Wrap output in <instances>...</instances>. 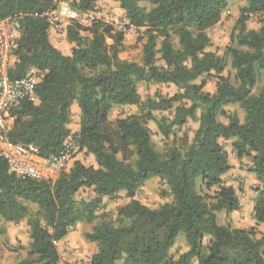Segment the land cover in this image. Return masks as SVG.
I'll return each mask as SVG.
<instances>
[{
	"label": "trees",
	"instance_id": "trees-1",
	"mask_svg": "<svg viewBox=\"0 0 264 264\" xmlns=\"http://www.w3.org/2000/svg\"><path fill=\"white\" fill-rule=\"evenodd\" d=\"M98 1L0 0V20L16 18L20 24L9 76L20 78L35 68L40 77L38 103L24 101L14 109L8 140L28 145L40 158L56 160L71 136V106L76 102L75 140L96 162V167H86L74 161L51 182L8 175L0 159V219L19 223L27 214L23 202L37 206L44 218V223L29 221L33 259L17 264H58L53 242L64 241L70 227L82 219L92 223L102 199L120 192L130 202L119 210L117 225L102 221L84 236L97 245L87 264H264V234L257 236L256 227L219 225L216 217L240 208L235 190L223 186L221 179L231 166L219 140H231L237 159L251 162L249 171L261 184L253 220L256 226L264 225V82L257 94L252 93L258 71L264 70V20L258 30L245 26L250 15L264 16V0H245L237 19V47L226 49L236 85L221 75L225 59L206 51V32L220 21L227 0H111L124 11L127 29H145L142 64L121 60L124 32L98 21L91 26L63 23L73 45L69 56L51 45L48 11L70 3L76 13L89 15ZM156 54L162 64L156 63ZM211 73L217 79L213 94L203 92L204 81L194 83ZM150 82L173 85L178 92L141 102L137 85ZM175 104L173 118L157 123L159 132L168 136L188 120H196L197 129L191 141L186 135L173 138L160 157L146 124L152 113L171 111ZM235 104L243 120L224 111ZM115 106H135L139 113L112 122L108 115ZM152 178H158L171 196L158 209L134 199ZM198 179L206 191L215 189L212 197L198 192ZM81 189H92L95 199L77 202ZM179 235L188 250L175 258L170 251Z\"/></svg>",
	"mask_w": 264,
	"mask_h": 264
},
{
	"label": "rangeland",
	"instance_id": "rangeland-1",
	"mask_svg": "<svg viewBox=\"0 0 264 264\" xmlns=\"http://www.w3.org/2000/svg\"><path fill=\"white\" fill-rule=\"evenodd\" d=\"M245 0H227V6L221 15L222 22L212 29L206 32L207 35L210 36V46L206 51L214 53L219 57H223L226 61V68L221 74L224 77H227L231 84L236 85V81L234 79L235 71L230 66V58L226 53V49L228 47H237V43L235 40L236 35L238 34V26L237 19L239 17V10L245 6ZM66 5L70 8V3H66ZM148 9L146 4H143ZM71 9V8H70ZM94 14L97 16V21L104 24L106 20H108L112 25L117 23L126 22V18L124 15V11L120 9L119 4L117 2H107L105 4L97 3L95 6ZM48 18L51 21L53 19L52 14L48 13ZM264 20V16L254 15L249 18V20L245 23V26L248 30H258ZM58 24V23H56ZM91 26V25H84ZM56 35H61V29H55ZM116 32H124V40H123V48L119 54V58L121 60H125L128 62H134L137 64H142V46L146 42V37L144 35L145 29H135L124 26L122 30H114ZM83 36H87V34H83ZM107 43H111L107 40ZM174 43H176V39H174ZM159 47V46H158ZM157 47V48H158ZM160 55L156 54V63L162 64L159 60ZM204 81L205 85L203 87V92L212 94L215 91V85L217 79L213 73L210 76L204 75L203 77L194 81L195 84H201ZM264 82V70L258 71V82L256 86L253 88L252 93L257 94L260 89L262 83ZM137 92L141 102L147 101L148 99H156L157 97L169 98L178 92L177 88L170 84H156V83H138ZM184 103H181L182 105ZM185 104L188 106L189 103ZM178 106L175 104L171 111L166 112H154L152 120H149L146 124L147 128L150 131L151 144L154 151L160 156L164 157L168 148L170 147L173 138L178 141L183 135L188 136L191 141L193 137L194 131L197 129V121L188 120L184 125L180 127H173L172 133L168 136L162 135L158 130L157 123L162 118H167L171 120L173 118L174 109ZM237 116L243 120V111L238 107L237 108ZM231 112V111H227ZM139 110L135 106H115L111 110L108 118L110 121H114L116 119L124 118L133 114H138ZM197 116H199V111L196 112ZM219 120H224L223 118H219ZM79 127V114L74 112L71 109V121L69 123L70 130V140H73L76 144V151L74 155L67 161L66 166L63 168V172H67L72 166L74 161H80L86 167H96V162L94 158L86 154L84 150L80 149L75 140V134L78 131ZM229 142L222 143L223 149L226 151L228 161L233 159V151L228 149ZM247 165L246 167L251 168V162L245 158ZM261 188V184L259 182H254L250 187L253 196H257L258 190ZM196 189L202 195L212 197L215 189H211L206 191L200 180H196ZM243 197V196H241ZM95 199V195L92 192V189H81L76 195L75 200L77 202L81 201H92ZM134 199L139 201L140 204L148 207L149 209H158L164 204H167L171 201V196L169 195V191L166 186H163L160 183L158 178H152L145 182V184L137 190L135 193ZM130 202V198L124 193L120 192L112 197H104L102 199L101 204H99L98 208L94 212V221L92 223H87L85 219L74 223L70 229L68 234L69 240L63 243V245L58 248L59 254V262L58 264H72L67 257V253L70 252L76 254V252H80L78 263L79 264H87V261L90 260V257L96 253L97 245L94 243H89L85 240V235L90 233L92 228L95 225H98L100 222H107L117 225L120 217L118 215L119 210L127 205ZM207 202L210 200L207 199ZM23 205L27 208L26 217L21 220L19 223L7 222L3 219H0V251L6 250L9 254L10 261L7 264H17L23 260H31L33 257L29 255L30 252V227L29 221L32 219H38L41 223H44L43 213L37 208V206L28 204L23 202ZM251 217V211L248 206L244 207V210L239 213V216L236 218L239 226H243L241 228L249 229V219ZM247 220V221H246ZM232 220L230 217H218L217 223L219 225H223L229 228L231 227ZM257 226L256 232L257 236L260 234H264V226L261 229ZM207 238H204V243H206ZM182 241L184 238L182 235L177 237L176 243L170 251L175 258L183 253ZM2 264V263H0ZM77 264V263H74ZM196 264V262H193Z\"/></svg>",
	"mask_w": 264,
	"mask_h": 264
},
{
	"label": "built area",
	"instance_id": "built-area-1",
	"mask_svg": "<svg viewBox=\"0 0 264 264\" xmlns=\"http://www.w3.org/2000/svg\"><path fill=\"white\" fill-rule=\"evenodd\" d=\"M48 13L53 16L51 25L58 30L65 22H76L84 26L91 25L98 19L95 14L80 15L70 9L66 3H59L56 11H48ZM104 25L114 30H122L128 24L123 22L112 25L106 20ZM19 32L20 24L16 18L0 20V159L4 161L8 175L54 182L76 151L73 140L68 139L60 149L57 159L52 161L38 157L26 144L10 143L7 137V132L15 120L12 114L14 109L24 101L38 103L36 86L40 77L35 68H29L20 78L9 76ZM53 246L58 249L60 242H53Z\"/></svg>",
	"mask_w": 264,
	"mask_h": 264
},
{
	"label": "crops",
	"instance_id": "crops-1",
	"mask_svg": "<svg viewBox=\"0 0 264 264\" xmlns=\"http://www.w3.org/2000/svg\"><path fill=\"white\" fill-rule=\"evenodd\" d=\"M109 1L112 2L111 0H100L97 3L98 4L99 3L105 4ZM221 22H222V20L219 21L217 24L219 25ZM212 28H210V29H212ZM55 29H58V28H56L53 25H51L49 28V31H48L49 42L51 43V45L53 47H55L63 55L69 56L71 53V50L73 48V45L67 41V39L65 37V32L63 30H61V32H62L61 35H56ZM62 29H64V28L62 27ZM209 39H210V36H209ZM238 107L239 106L237 104L228 105V106L224 107V111H226V112L231 111L230 113H234L235 111L237 112ZM71 109L74 110V112H77L79 114V109L77 108L76 102H74L72 104ZM243 117H244V115H243ZM239 119L242 120L241 118H239ZM220 121L224 124H226V122H227L226 120H220ZM226 142L227 141H223L222 139L219 140L220 144L226 143ZM228 142L230 143L228 149H231V142L232 141L230 140ZM247 163L248 162H246L245 158H242L240 160L237 159L235 153L233 152V159L229 161V165L231 166V168L226 174H224L222 176L221 179H222L223 186L231 187L235 190L236 196H237L239 203H240V208L237 211H233V212H229V213L226 211L218 212V213H216V217L217 218L222 217V216L224 218L230 217V219L232 220V222H231L232 228L246 229V227L241 228L243 226H241V225L239 226L238 222L236 221L237 220L236 218L239 216V213H241L244 210V207L248 206V208L251 211V217H250L249 222H248L249 228L259 226L258 228L261 229V227L264 225L260 224V225L256 226L255 222L253 220V206H254L255 196H253L251 189H250V187L253 185V183L258 182V181L256 180L255 176L249 171L250 168L246 167ZM241 196H243V197H241ZM69 236L70 235L68 234L67 237L65 238V240L60 242V246L63 245V243L67 242V240H69ZM182 243H183L182 247L184 250L183 252H186L188 250V246H187L185 240L182 241ZM60 246H59V248H60ZM66 255L69 259H71L70 261H72L71 262L72 264H74V263L79 264L78 263L79 260L78 259L76 260V258H79L78 255H80V252H76V254H73L70 252L69 254L67 253ZM9 261H10V257H9L8 252L6 250H4L2 252L0 251V263L7 264V262H9Z\"/></svg>",
	"mask_w": 264,
	"mask_h": 264
}]
</instances>
